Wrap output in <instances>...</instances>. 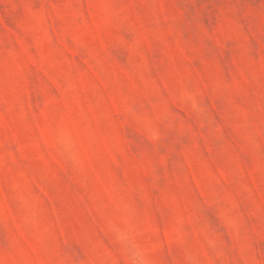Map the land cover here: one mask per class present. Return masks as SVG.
Returning <instances> with one entry per match:
<instances>
[{"label": "rangeland", "instance_id": "374dc122", "mask_svg": "<svg viewBox=\"0 0 264 264\" xmlns=\"http://www.w3.org/2000/svg\"><path fill=\"white\" fill-rule=\"evenodd\" d=\"M0 264H264V0H0Z\"/></svg>", "mask_w": 264, "mask_h": 264}]
</instances>
